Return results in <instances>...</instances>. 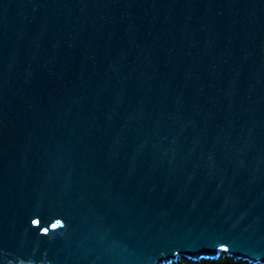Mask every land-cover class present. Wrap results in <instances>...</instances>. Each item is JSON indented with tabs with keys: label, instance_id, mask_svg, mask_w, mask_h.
<instances>
[{
	"label": "water",
	"instance_id": "obj_1",
	"mask_svg": "<svg viewBox=\"0 0 264 264\" xmlns=\"http://www.w3.org/2000/svg\"><path fill=\"white\" fill-rule=\"evenodd\" d=\"M264 264V0H0V264Z\"/></svg>",
	"mask_w": 264,
	"mask_h": 264
},
{
	"label": "rangeland",
	"instance_id": "obj_2",
	"mask_svg": "<svg viewBox=\"0 0 264 264\" xmlns=\"http://www.w3.org/2000/svg\"><path fill=\"white\" fill-rule=\"evenodd\" d=\"M226 256H223V258L221 257L220 259L216 260V261H212V263H208V264H248L246 262H242V261H238L237 263L236 262H232V261H227L228 259H225ZM180 264H189V263H186L185 261H182ZM198 264H204L203 262L202 263H198Z\"/></svg>",
	"mask_w": 264,
	"mask_h": 264
},
{
	"label": "trees",
	"instance_id": "obj_3",
	"mask_svg": "<svg viewBox=\"0 0 264 264\" xmlns=\"http://www.w3.org/2000/svg\"><path fill=\"white\" fill-rule=\"evenodd\" d=\"M223 256H225V255H223ZM223 256H222V258H223ZM225 259H228L227 261H232V262H238V261H236V260H234V259H232V258H225ZM218 260V259H217ZM182 261H185L186 263H189V264H198V263H204V264H208V263H212V261H216V260H205V259H203V260H201V261H192V260H187V259H183ZM181 261V262H182ZM240 262V261H239ZM242 262H244V261H242ZM247 263V262H246ZM248 264H250V263H248Z\"/></svg>",
	"mask_w": 264,
	"mask_h": 264
}]
</instances>
